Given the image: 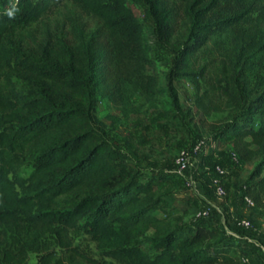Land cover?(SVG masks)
Listing matches in <instances>:
<instances>
[{"label": "trees", "instance_id": "1", "mask_svg": "<svg viewBox=\"0 0 264 264\" xmlns=\"http://www.w3.org/2000/svg\"><path fill=\"white\" fill-rule=\"evenodd\" d=\"M66 1L97 17L111 44L73 19L69 41L51 32L40 39L53 0H0V264H29L30 252L39 255L36 264H107L106 258L117 264H242L238 256L249 253L241 240L207 225H184L162 208L155 191L171 176L159 172L141 181L95 128L99 98L125 81L151 100L160 96L167 112L179 104L172 85L146 75L155 69L154 48L129 4L148 1L146 17L162 42L171 43L181 21L191 28L187 42L178 44L176 76L196 83L210 68L213 87L228 104L249 96L248 110L230 112L213 140L229 138L243 164L261 159L242 197L264 208V87L250 97L246 77L233 65L206 56L200 64L211 37L246 24L250 7L242 0ZM239 79L245 84L241 99ZM27 167L31 172L22 177ZM237 229L239 235L248 231ZM78 232L97 241L102 258L74 245L72 233Z\"/></svg>", "mask_w": 264, "mask_h": 264}, {"label": "rangeland", "instance_id": "2", "mask_svg": "<svg viewBox=\"0 0 264 264\" xmlns=\"http://www.w3.org/2000/svg\"><path fill=\"white\" fill-rule=\"evenodd\" d=\"M242 2L252 12L247 23L214 34L206 45L208 52L202 55L200 64L208 57L214 63L226 61L233 65L246 77L248 94L252 97L264 87V0ZM53 3L54 12L43 20L37 31L40 39L51 32L53 37L69 41L70 20L73 19L88 33L100 31L102 41L111 44L109 31L102 28L97 17L66 0H53ZM146 4L148 1L129 4L149 31L154 48L155 69L153 72L147 70L146 75L153 73L161 82L172 85L177 91L179 104L167 112L157 102L160 96L151 100L147 92L134 82L125 81L110 97L99 98L95 129L108 145L127 157L128 164L135 169L141 181L146 182L159 172L171 176L170 180L158 181L155 191L161 199L162 208L181 218L184 225H207L222 236L236 237L240 231L235 221H250L252 229L240 234L242 239L237 237L241 240L238 245L249 253L245 264H264V239H259V234L264 236V209L248 207L242 197L244 186L249 183L261 159L243 164L235 156L229 138L213 140L215 131L230 122V112L235 114L237 111L240 115L248 110L251 100L248 96L236 104H228L220 91L213 87L210 68L208 76L196 83L188 77L176 76L175 65L180 56L178 44L187 42L191 28L181 21L171 43L162 42L157 37L155 23L146 17ZM237 84L239 90L236 97L241 99L245 84L241 79L237 80ZM184 152L190 157V169L181 172L177 161ZM217 168L222 169L224 174H219ZM30 172L31 168L27 167L20 175L27 177ZM219 186L225 190V196L216 193ZM204 207L213 208L214 214L199 221L196 219L197 212ZM72 238L78 249L97 259L102 258L97 241L91 236L78 232L72 233ZM48 243L61 253L52 238H48ZM240 256L238 258L242 260ZM38 260L39 255L30 252L29 264H36ZM105 261L117 264L110 258Z\"/></svg>", "mask_w": 264, "mask_h": 264}, {"label": "built area", "instance_id": "3", "mask_svg": "<svg viewBox=\"0 0 264 264\" xmlns=\"http://www.w3.org/2000/svg\"><path fill=\"white\" fill-rule=\"evenodd\" d=\"M177 165H178L179 170L181 172H186L190 169V157H188L187 153L184 152L179 156L178 161H177ZM217 169H218L219 174H224V171L222 169H220V168H217ZM216 193L220 196L226 195L225 190L220 186L216 188ZM244 201L248 205V207H251V208L255 207V203L249 197H244ZM213 214H214L213 208L204 207L197 212L196 219L197 220L209 219ZM235 226L237 228H244L246 230L252 229L251 228L252 223L250 221H246V220L237 219L235 221ZM236 237L242 239V237L240 235H236ZM244 238L249 239V237H244ZM240 262L242 264H245L246 262H248V258L242 257V260H240Z\"/></svg>", "mask_w": 264, "mask_h": 264}, {"label": "crops", "instance_id": "4", "mask_svg": "<svg viewBox=\"0 0 264 264\" xmlns=\"http://www.w3.org/2000/svg\"><path fill=\"white\" fill-rule=\"evenodd\" d=\"M264 209V208H263ZM264 230V229H263ZM261 233L263 232L262 230L260 231ZM259 236H261L264 239V236H262L261 234H259Z\"/></svg>", "mask_w": 264, "mask_h": 264}]
</instances>
